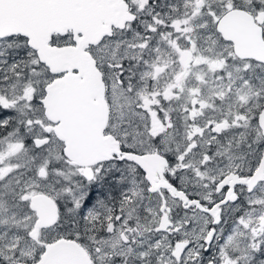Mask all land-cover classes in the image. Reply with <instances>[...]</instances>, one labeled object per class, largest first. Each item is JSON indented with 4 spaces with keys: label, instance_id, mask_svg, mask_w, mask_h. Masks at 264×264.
<instances>
[{
    "label": "snow or ice",
    "instance_id": "1",
    "mask_svg": "<svg viewBox=\"0 0 264 264\" xmlns=\"http://www.w3.org/2000/svg\"><path fill=\"white\" fill-rule=\"evenodd\" d=\"M0 264H264V0H0Z\"/></svg>",
    "mask_w": 264,
    "mask_h": 264
}]
</instances>
